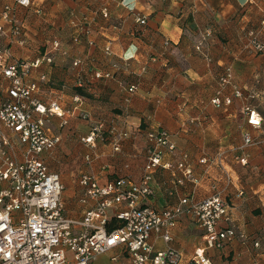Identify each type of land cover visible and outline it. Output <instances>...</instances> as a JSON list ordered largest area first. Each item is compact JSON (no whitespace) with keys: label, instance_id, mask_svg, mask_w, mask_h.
<instances>
[{"label":"crops","instance_id":"obj_1","mask_svg":"<svg viewBox=\"0 0 264 264\" xmlns=\"http://www.w3.org/2000/svg\"><path fill=\"white\" fill-rule=\"evenodd\" d=\"M6 5H14V0H0V14ZM103 5L109 9L108 17L101 14ZM137 15L147 18L145 26L136 22ZM263 15L264 0H33L31 8H16L26 45H10L0 33V48L9 47L16 59L32 62L53 51L54 42L60 44L53 63L33 69L28 80L39 85L43 102L56 100L64 110L75 109L73 116L65 117L66 125L57 117L49 120V133L62 141L43 155L50 171L61 175L67 217L80 219L95 204L82 202L83 174L94 175L101 187L121 178L138 184L146 163V134L164 128L177 146L164 158L174 169L156 172L155 194L144 205L178 208L182 199L201 201L222 192L230 206L224 225L237 233L223 248H211L207 234L185 209L170 244L183 254L181 264L190 262L196 250H203L213 264H264V124L263 130L248 125L240 99L222 107L212 104L220 78L230 67L234 85L264 123V52L254 50L249 36L254 31L264 43ZM85 20L91 22L92 33L74 43L78 25ZM2 24L7 33L9 24ZM200 43L202 51L196 49ZM108 46L110 54L105 52ZM75 62L80 65L74 66ZM97 72L111 77L97 79ZM131 86L137 87L133 93L128 91ZM223 94L232 96V88ZM5 96L6 89L0 85V101ZM78 96L80 105L74 102ZM99 122L106 140H98L95 148L83 144L81 137ZM121 132L129 137L115 152L110 142ZM245 132L260 144L242 150ZM219 152L226 153L223 166L231 182L217 163H200ZM184 153L196 182L178 183L181 174L176 163ZM244 154L247 165L235 161ZM87 156L92 162H87ZM115 212L109 210L111 220ZM151 241L156 252L167 247L155 234ZM118 254L120 262L130 264L121 250L111 252L110 259ZM104 257L94 264H103Z\"/></svg>","mask_w":264,"mask_h":264},{"label":"built area","instance_id":"obj_2","mask_svg":"<svg viewBox=\"0 0 264 264\" xmlns=\"http://www.w3.org/2000/svg\"><path fill=\"white\" fill-rule=\"evenodd\" d=\"M32 5L33 0H14V5H6L0 14V33L8 37L10 45H26L23 28L16 22L15 14L17 7L31 8ZM100 11L104 17L109 16L106 5ZM135 20L142 26L147 24V18L143 16L137 15ZM2 23L9 24L7 33ZM78 26L74 43H80L83 37L92 33L91 22L85 20ZM114 26L120 28L119 24ZM261 26L264 27V15ZM249 36L254 50L263 53L264 43L257 33L250 32ZM202 46L200 43L196 49L202 51ZM59 49V42H54L53 51L30 62L16 59L9 47L0 48V77L4 79L0 85L6 89V96L0 101V264H94L99 256L114 250L126 254L130 264H181L183 254L170 244L172 231L185 209L194 217L198 228L207 234L209 247L220 249L234 240L236 231L224 225L229 220L230 206L223 199L222 192L201 201L182 199L178 208L158 209L144 205L155 194L156 172L174 169V165L164 158L175 152L177 146L171 132L164 128L152 129L146 134V163L138 184L121 178L101 187L94 175L83 174L80 184L85 190V198L82 202L95 204L80 219L67 217L61 175L50 171L43 155L52 153L62 141L61 136L49 133V120L57 117L66 125L65 117L73 116L75 109L64 110L56 100L43 102L39 85L28 80L33 69L44 63L52 64L54 53ZM105 52L110 54V46ZM204 55L210 62V56ZM79 65L80 62L74 63V66ZM110 77L108 73H95L97 79ZM41 78L45 80L46 76ZM227 87L232 88V96H224ZM136 89L131 86L128 91L133 93ZM233 98L243 102L242 110L248 125L263 130L261 115L242 90L234 85L233 70L229 67L220 78L219 91L212 104L217 107L231 105ZM74 102L80 105L82 98L78 96ZM128 137L126 132L116 133L110 142L113 150L120 152ZM243 139L242 150L260 144L250 132H245ZM80 140L92 148L96 147L98 140H106L103 123H97ZM225 157V152H219L214 159L203 158L200 163H217L231 182L223 166ZM86 159L88 163L92 162L89 156ZM235 161L247 165L248 156H236ZM176 169L181 174L178 183L183 184L185 180L196 182L187 154L180 155ZM120 206L124 208L118 209ZM111 209L116 210L113 220L109 218ZM153 234L166 243L165 250L155 251L151 241ZM240 237L244 239L245 235ZM254 248H260V244L256 242ZM120 257L119 254L112 256V262L124 264ZM187 264L213 263L203 250H196ZM253 264L261 263L254 261Z\"/></svg>","mask_w":264,"mask_h":264},{"label":"rangeland","instance_id":"obj_3","mask_svg":"<svg viewBox=\"0 0 264 264\" xmlns=\"http://www.w3.org/2000/svg\"><path fill=\"white\" fill-rule=\"evenodd\" d=\"M111 261H112V259H110V254H105L103 264H111Z\"/></svg>","mask_w":264,"mask_h":264},{"label":"trees","instance_id":"obj_4","mask_svg":"<svg viewBox=\"0 0 264 264\" xmlns=\"http://www.w3.org/2000/svg\"><path fill=\"white\" fill-rule=\"evenodd\" d=\"M263 124H264V123H263ZM104 130H105V128H104ZM104 135H105V133H104ZM114 223H115V222H113V224H114ZM112 226H113V225H111V228H112ZM220 249H221V248H220Z\"/></svg>","mask_w":264,"mask_h":264}]
</instances>
